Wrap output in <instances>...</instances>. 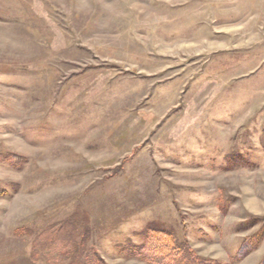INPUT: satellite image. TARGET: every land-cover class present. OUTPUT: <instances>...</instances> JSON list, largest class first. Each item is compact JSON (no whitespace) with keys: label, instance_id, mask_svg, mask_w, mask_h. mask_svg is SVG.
Returning <instances> with one entry per match:
<instances>
[{"label":"rangeland","instance_id":"1","mask_svg":"<svg viewBox=\"0 0 264 264\" xmlns=\"http://www.w3.org/2000/svg\"><path fill=\"white\" fill-rule=\"evenodd\" d=\"M68 218L108 264L151 222L264 260L231 261L264 229V0H0V264H70L31 256Z\"/></svg>","mask_w":264,"mask_h":264},{"label":"trees","instance_id":"2","mask_svg":"<svg viewBox=\"0 0 264 264\" xmlns=\"http://www.w3.org/2000/svg\"><path fill=\"white\" fill-rule=\"evenodd\" d=\"M1 161L17 168L25 163L23 157L13 154L2 155ZM81 223L68 218L58 224L49 225L35 237L32 259L45 256L49 261L55 262L68 258L70 264H108L94 245L87 248L89 228L86 229V226L83 228L78 240L76 231H79ZM25 230L18 229L16 232L22 234ZM28 233H31V230ZM263 233L264 229H260L256 234L246 237L231 261H239L246 257L258 246ZM137 235L141 239L140 243L121 245V250L127 257L140 259L147 264H222L217 260L197 255L187 242L180 241L173 231L159 223L147 224ZM260 264H264V260Z\"/></svg>","mask_w":264,"mask_h":264}]
</instances>
